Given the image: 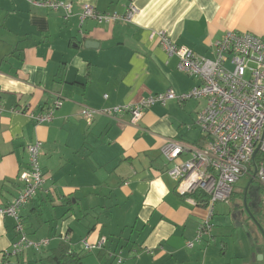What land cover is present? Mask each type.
<instances>
[{
    "label": "crops",
    "instance_id": "0c3cea01",
    "mask_svg": "<svg viewBox=\"0 0 264 264\" xmlns=\"http://www.w3.org/2000/svg\"><path fill=\"white\" fill-rule=\"evenodd\" d=\"M61 1L72 3L67 18L26 0H0V104L6 109L0 115V205L21 187L25 147L42 142L45 183L20 215L31 240H50L43 252L29 250L10 264H43L64 236L81 253L83 240L105 237L100 250L85 252L86 264H258L259 229L242 211L245 199L250 214L264 220V188L260 193L253 185V171L227 203L215 204L212 240L186 247L207 212L176 191L161 147L170 139L189 147L206 143L194 124L203 100L155 104L136 125L128 114L97 115L87 124L80 110L137 104L167 89L188 92L198 79L181 73L178 59L151 32L164 30L178 45L212 58V44L227 31L264 35V0ZM85 4L118 13L134 4L138 13L130 24L80 23ZM57 99L62 104L54 108ZM11 107L24 111L11 113ZM49 108L50 123L29 117ZM117 198L125 202L122 221L111 215ZM105 201L110 205L98 204ZM91 212L97 215L90 218ZM16 238L14 220L0 219V253Z\"/></svg>",
    "mask_w": 264,
    "mask_h": 264
},
{
    "label": "built area",
    "instance_id": "2783aa9c",
    "mask_svg": "<svg viewBox=\"0 0 264 264\" xmlns=\"http://www.w3.org/2000/svg\"><path fill=\"white\" fill-rule=\"evenodd\" d=\"M31 6L52 11L61 10L67 18L72 3L61 0H26ZM138 9L130 4L123 12H102L94 6L85 4L79 13L80 23L90 19L97 24H130ZM150 38L158 39L169 56L178 59L177 69L188 76L198 79V84L186 93H176L167 89L142 99L137 104H123L93 109L82 107L80 116L91 124L95 116L119 117L129 115V122L136 125L144 112L155 104L165 106L169 101L178 104L188 100H203L204 104L196 113L194 124L206 138L202 147H189L177 140L170 139L161 147L166 162L171 163L167 174L176 182V191L186 196L200 189L208 196L205 205L206 216L199 224L195 236L186 242L187 248L212 240V216L215 204L227 203L233 193L237 180L249 173V165L254 150L264 154V35L249 32L227 31L212 44L213 57L206 58L196 54L185 45L172 41L164 30L151 32ZM107 98V95L104 96ZM62 102L56 100L54 108ZM54 108L40 113H29L36 124L50 123ZM0 104V115L5 111ZM11 113H21L24 108L9 109ZM27 168L18 174L22 184L17 195L6 205H0V219L11 217L17 235L9 248L0 253V263L10 264L12 258H19L32 250L40 253L49 246V239L31 240L20 215L22 208L43 189L45 179L41 170L40 156L42 142L35 141L26 147ZM187 159H181L184 154ZM257 182L264 188V162L256 167ZM192 204H197L188 197ZM68 244V237L62 238ZM106 239L97 242L82 241V250H100ZM118 263L121 257L118 255Z\"/></svg>",
    "mask_w": 264,
    "mask_h": 264
},
{
    "label": "trees",
    "instance_id": "16d2710c",
    "mask_svg": "<svg viewBox=\"0 0 264 264\" xmlns=\"http://www.w3.org/2000/svg\"><path fill=\"white\" fill-rule=\"evenodd\" d=\"M262 161H264V154L258 152L253 157L249 165V173L253 171L252 166L258 167L259 163ZM21 187H22V184H21ZM185 197L193 198L196 201L197 205H200L202 207H205L208 201V196L200 189L195 190L193 193H190L189 195H186ZM41 261L45 264H85L82 253L75 249H72L70 245L64 242H61L60 245L52 249L48 253L47 257L45 259L42 258Z\"/></svg>",
    "mask_w": 264,
    "mask_h": 264
},
{
    "label": "rangeland",
    "instance_id": "374dc122",
    "mask_svg": "<svg viewBox=\"0 0 264 264\" xmlns=\"http://www.w3.org/2000/svg\"><path fill=\"white\" fill-rule=\"evenodd\" d=\"M249 174L251 175V173H248L247 175H249ZM245 178H246V176L239 178L237 180V182L234 184L233 188L235 190H240L241 188L245 187L246 186L245 183L247 182V180ZM112 203H115V205H111V206H115V207H112L111 208V215L114 216V218H115L114 220L115 221H122L123 218H124V217H122V215H124V211H125V207H124L125 206V202L123 200L117 198L116 201H113ZM218 203H220V202H218ZM98 204H101V205L102 204L110 205L109 202H106V201L104 203H98ZM248 214H250V213L248 212ZM95 215H97V212H91V213H89V217L90 218H93ZM250 216H251V214H250ZM257 218L259 220L260 225L264 229V220L260 219L259 217H257ZM130 220H131V218H127L126 219V222H125V225H128L130 223ZM117 225H119V224L117 223ZM243 230H245V229L243 228ZM256 235H257V239L259 240V243H260V245H257V247L261 250V253L259 254L260 255V258L258 257L256 259V261H257L256 263H258V264H264V234L259 230L257 232V234L254 235L255 236V239H256ZM250 239H251V241H253L254 240V237L252 239V237L250 236ZM248 241H249V243L251 242L249 239H248ZM82 255H83L84 260H85L84 263L86 264V260L88 259L89 256L85 252H82ZM43 264H45V263H43Z\"/></svg>",
    "mask_w": 264,
    "mask_h": 264
},
{
    "label": "water",
    "instance_id": "95a60500",
    "mask_svg": "<svg viewBox=\"0 0 264 264\" xmlns=\"http://www.w3.org/2000/svg\"><path fill=\"white\" fill-rule=\"evenodd\" d=\"M263 138H264V135H263ZM258 149H259V147H257V148L254 150V156L258 153ZM255 176H256V168L254 167V168H253L252 179H254ZM243 204H244V207H245V211L248 212V209H247V206H246V201H245V199H244V201H243ZM249 215H250V214H249ZM250 217L252 218L253 222H254L255 225L258 227V229L264 234V229H263L262 226L258 223V221H257L253 216H250ZM243 228L246 230V227H243ZM248 239L251 241L249 235H248ZM250 243H251V245H253V242H252V241H251ZM258 257L260 258V255H256V256H255L256 259H257Z\"/></svg>",
    "mask_w": 264,
    "mask_h": 264
},
{
    "label": "flooded vegetation",
    "instance_id": "af4514ba",
    "mask_svg": "<svg viewBox=\"0 0 264 264\" xmlns=\"http://www.w3.org/2000/svg\"><path fill=\"white\" fill-rule=\"evenodd\" d=\"M252 183H253V185L255 186V188L261 193L262 192V190H263V187L257 182V180L254 178L253 180H252ZM259 193V194H260ZM260 202H261V200H259ZM259 202V203H260ZM243 207H242V211H244L245 212V207H244V204L242 205ZM246 206H247V204H246ZM244 209V210H243ZM247 209H248V206H247ZM248 212H249V209H248ZM250 213V212H249ZM252 216V215H251ZM254 217V216H253ZM257 221H258V223H259V220L256 218V217H254ZM260 224V223H259ZM258 228V227H257Z\"/></svg>",
    "mask_w": 264,
    "mask_h": 264
}]
</instances>
